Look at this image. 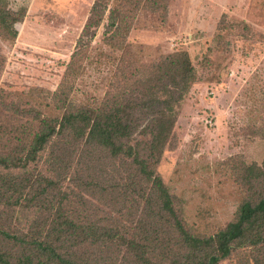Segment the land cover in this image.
Returning <instances> with one entry per match:
<instances>
[{
    "label": "rangeland",
    "instance_id": "rangeland-1",
    "mask_svg": "<svg viewBox=\"0 0 264 264\" xmlns=\"http://www.w3.org/2000/svg\"><path fill=\"white\" fill-rule=\"evenodd\" d=\"M94 1L9 0L27 12L15 40L0 36V148H21L17 138L32 136L36 115L61 114L45 104L59 101L54 93L77 47L80 67L68 100L78 103L96 102L124 76L141 89L140 77L152 75L155 64L187 51L197 79L176 105L174 136L157 172L185 227L197 236L215 234L249 195L244 166L264 161V0H123L126 24L114 45L107 40L108 11L79 41ZM82 149L52 169L68 195L66 210L79 222L134 228L145 212L147 183L121 158ZM47 152L39 168L49 166ZM123 252L102 253L120 264ZM241 257L235 252L220 264H245Z\"/></svg>",
    "mask_w": 264,
    "mask_h": 264
},
{
    "label": "trees",
    "instance_id": "trees-1",
    "mask_svg": "<svg viewBox=\"0 0 264 264\" xmlns=\"http://www.w3.org/2000/svg\"><path fill=\"white\" fill-rule=\"evenodd\" d=\"M107 11V40L114 45L126 24L123 0H95L80 42L101 25ZM26 12V6L15 9L9 0H0V36L15 40L16 25ZM79 55L77 47L66 66L65 83L54 93L59 101L45 104L61 114L36 115L32 136L26 141L17 138L21 148H0V264H116L102 252L119 254L123 247L130 254L123 252L127 259L120 264H220L235 252L245 264H264V161L244 166L249 195L235 217L210 236H197L185 227L157 172L174 136L176 105L197 79L188 52L172 53L155 64L152 75L138 79L143 88L124 76L111 85L113 91L93 103L68 100ZM142 112L146 122L138 115ZM80 147L82 152L88 147L100 151L104 158H121L139 181L147 183L149 189L141 195L145 212L134 228L79 222L66 210L68 195L60 191L52 169L67 164ZM46 152L44 164L49 166L39 168Z\"/></svg>",
    "mask_w": 264,
    "mask_h": 264
}]
</instances>
